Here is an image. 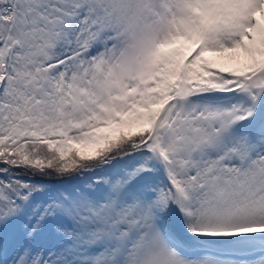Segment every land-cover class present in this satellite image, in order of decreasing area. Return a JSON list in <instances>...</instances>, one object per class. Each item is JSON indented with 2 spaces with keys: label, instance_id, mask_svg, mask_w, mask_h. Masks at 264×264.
<instances>
[{
  "label": "snow or ice",
  "instance_id": "obj_1",
  "mask_svg": "<svg viewBox=\"0 0 264 264\" xmlns=\"http://www.w3.org/2000/svg\"><path fill=\"white\" fill-rule=\"evenodd\" d=\"M0 264H264V0H0Z\"/></svg>",
  "mask_w": 264,
  "mask_h": 264
}]
</instances>
